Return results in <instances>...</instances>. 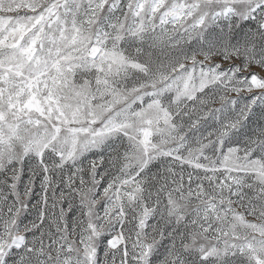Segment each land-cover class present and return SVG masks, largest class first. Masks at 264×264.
I'll return each mask as SVG.
<instances>
[{
	"label": "snow or ice",
	"instance_id": "6c2138e0",
	"mask_svg": "<svg viewBox=\"0 0 264 264\" xmlns=\"http://www.w3.org/2000/svg\"><path fill=\"white\" fill-rule=\"evenodd\" d=\"M0 264H264V0H0Z\"/></svg>",
	"mask_w": 264,
	"mask_h": 264
}]
</instances>
